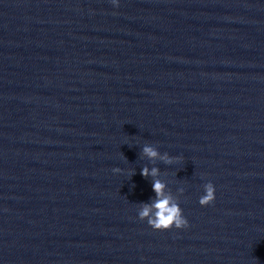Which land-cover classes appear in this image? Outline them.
<instances>
[{
    "label": "water",
    "instance_id": "water-1",
    "mask_svg": "<svg viewBox=\"0 0 264 264\" xmlns=\"http://www.w3.org/2000/svg\"><path fill=\"white\" fill-rule=\"evenodd\" d=\"M0 264H264V0H0Z\"/></svg>",
    "mask_w": 264,
    "mask_h": 264
},
{
    "label": "clouds",
    "instance_id": "clouds-1",
    "mask_svg": "<svg viewBox=\"0 0 264 264\" xmlns=\"http://www.w3.org/2000/svg\"><path fill=\"white\" fill-rule=\"evenodd\" d=\"M114 6L118 7V0H111ZM141 154L147 157L150 161L159 159L165 164L171 165L180 157H172L167 152L161 154L154 146L145 144L141 150ZM114 172H121L120 168H114ZM135 173H133L134 175ZM141 175L144 178L151 176L152 190L155 197L150 199V202H141L138 207V217L140 220H147L149 226L154 230H169L175 227L176 229L187 228L188 220L183 216L181 207L179 206L178 198H174L171 193H166V184L159 179L160 169L157 167L149 168L144 166L141 169ZM204 194L199 198L201 206H208L215 201V186L211 182L203 185ZM183 193L184 189H180Z\"/></svg>",
    "mask_w": 264,
    "mask_h": 264
}]
</instances>
